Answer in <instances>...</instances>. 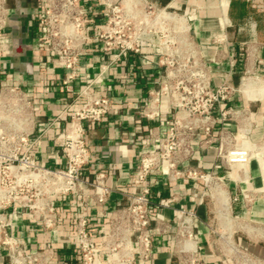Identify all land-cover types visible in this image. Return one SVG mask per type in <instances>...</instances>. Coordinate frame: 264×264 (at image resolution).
Wrapping results in <instances>:
<instances>
[{"label": "built area", "instance_id": "1", "mask_svg": "<svg viewBox=\"0 0 264 264\" xmlns=\"http://www.w3.org/2000/svg\"><path fill=\"white\" fill-rule=\"evenodd\" d=\"M86 2L39 0L34 14L49 58L65 69V98L56 119L65 122L56 135L63 156L61 166L47 165L34 154L40 110L26 82L3 72L0 75V248L9 264L52 263L56 248L28 246L15 232V219L25 214L39 216L44 230H54L60 221L56 203L69 195L77 196L84 207L75 222L80 264H154L156 238L160 235L167 237L174 259L171 264H210L202 252L203 228L215 237L221 255L232 264H264V258L235 238L248 231L264 233V223L254 224L240 212L249 210L264 194L249 186L253 179L246 168L253 160H262L264 166V139L253 138L260 107L235 101L242 95L252 104L262 103L264 118V93L258 97L245 91L248 83L264 85V76L257 70H247L238 86L227 76L213 84V67L196 50L186 10L153 0H99L98 12ZM99 13L102 24L92 33L93 15ZM10 17L7 0H0V61L11 52L7 30ZM92 42L97 43L98 51L111 53L113 61L127 51H141L143 44L150 42L157 46L166 66L160 88L144 111L148 118L164 120L165 128L147 142V150L139 153L131 189L124 193L126 202L119 203L109 215V229L103 236L105 260L85 198L92 196L103 206L113 188L107 183L106 171L96 172L92 179L86 177L94 156L88 134L91 127L115 112V107L105 91L74 87L81 76L82 56ZM182 46L188 53L184 65L179 53ZM236 62L231 59L232 70ZM180 66L189 68L182 72ZM226 123L236 125L239 137L226 129ZM212 143L219 146L220 173L189 163L198 149ZM163 180L191 184V205L177 208L174 217L166 216L163 209L172 207L179 198L158 196L156 185ZM207 204L214 209L215 223L200 214V208Z\"/></svg>", "mask_w": 264, "mask_h": 264}, {"label": "crops", "instance_id": "2", "mask_svg": "<svg viewBox=\"0 0 264 264\" xmlns=\"http://www.w3.org/2000/svg\"><path fill=\"white\" fill-rule=\"evenodd\" d=\"M39 0H7L10 8L11 52L0 61V75L23 79L27 89L34 96L39 114L37 116V142L34 154L47 165H62L61 148L56 135L64 121H56L65 98L62 78L65 69L49 58L50 52L42 44L34 14ZM162 6H176L186 10L192 24L196 50L202 59L213 67V84L222 82L225 76L238 86L247 70H257L264 76V0H153ZM91 10L101 11L99 0H87ZM102 15H93L92 33L102 24ZM223 37L217 40L216 37ZM156 45L145 42L141 51L125 52L112 60V54L98 51L97 43H89L80 63L81 76L75 81V89L90 86L95 92H107L112 98L115 112L104 121L89 129L88 142L93 150V159L87 167L86 177L92 179L96 172H107V183L113 188L109 201L101 206L92 196H86L85 207L92 216V229L105 260L103 236L109 229V215L119 203L125 204L124 193L131 189L130 179L135 170L138 155L147 150V142L153 135L165 128L161 118L152 119L144 115L153 93L160 88L166 66ZM236 59L235 68L230 61ZM235 101L252 105L258 110V124L253 132L256 141L264 139V118L262 103H250L239 95ZM226 129L239 137L236 125L226 123ZM218 130H216L217 132ZM219 146L212 143L198 149L191 157V165L220 173L222 167L217 161ZM253 182L249 185L264 191V166L262 160L247 164ZM248 185H244L247 187ZM191 184L182 180L168 184L164 180L156 185L158 196L176 195L170 208L163 211L174 217L177 208L190 206ZM57 210L60 221L56 229L46 231L39 216L19 215L15 219V232L23 237L33 249L52 245L56 256L51 264H80L76 248L75 222L84 207L75 195L58 199ZM203 219L215 223L211 204L200 208ZM254 224L264 223V194L255 200L249 210L240 211ZM202 252L210 264H232L221 255L214 236L202 230ZM236 240L255 255L264 258V233L248 231L235 235ZM214 241V243H213ZM174 262L166 236H157L154 264ZM0 264H9L0 248Z\"/></svg>", "mask_w": 264, "mask_h": 264}, {"label": "bare ground", "instance_id": "3", "mask_svg": "<svg viewBox=\"0 0 264 264\" xmlns=\"http://www.w3.org/2000/svg\"><path fill=\"white\" fill-rule=\"evenodd\" d=\"M245 91L249 93L251 96H258L264 93V85L261 87L257 86L255 83H248L246 85Z\"/></svg>", "mask_w": 264, "mask_h": 264}, {"label": "rangeland", "instance_id": "4", "mask_svg": "<svg viewBox=\"0 0 264 264\" xmlns=\"http://www.w3.org/2000/svg\"><path fill=\"white\" fill-rule=\"evenodd\" d=\"M122 0H116L117 3H121ZM183 47V46H182ZM170 52V51H169ZM180 53V62L181 65H184L183 61L186 60L187 58V50L183 48H180L179 50ZM197 59H199V57L197 56ZM177 69H179V66H176ZM189 67L188 66H180V69L182 70V72L186 71Z\"/></svg>", "mask_w": 264, "mask_h": 264}]
</instances>
